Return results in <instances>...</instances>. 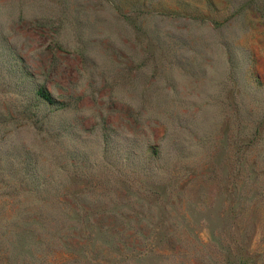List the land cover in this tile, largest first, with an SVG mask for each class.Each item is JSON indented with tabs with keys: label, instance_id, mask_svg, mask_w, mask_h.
Instances as JSON below:
<instances>
[{
	"label": "rangeland",
	"instance_id": "374dc122",
	"mask_svg": "<svg viewBox=\"0 0 264 264\" xmlns=\"http://www.w3.org/2000/svg\"><path fill=\"white\" fill-rule=\"evenodd\" d=\"M0 264H264V0H0Z\"/></svg>",
	"mask_w": 264,
	"mask_h": 264
}]
</instances>
